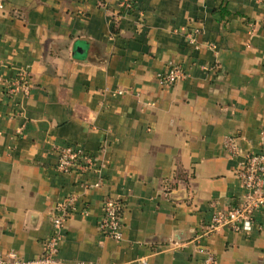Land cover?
Wrapping results in <instances>:
<instances>
[{
  "label": "crops",
  "instance_id": "crops-1",
  "mask_svg": "<svg viewBox=\"0 0 264 264\" xmlns=\"http://www.w3.org/2000/svg\"><path fill=\"white\" fill-rule=\"evenodd\" d=\"M131 2L3 0L0 253L39 259L52 210L76 196L65 262L203 264L201 247L216 264H264V210L251 233L225 228L194 241L216 209L240 203L236 171L259 150L264 3ZM169 64L187 74L171 87L159 81ZM21 69L27 98L8 93ZM227 137L240 155L225 151ZM70 146L97 157L98 170L59 172L58 149ZM106 198L122 205L121 241L98 229Z\"/></svg>",
  "mask_w": 264,
  "mask_h": 264
},
{
  "label": "built area",
  "instance_id": "built-area-1",
  "mask_svg": "<svg viewBox=\"0 0 264 264\" xmlns=\"http://www.w3.org/2000/svg\"><path fill=\"white\" fill-rule=\"evenodd\" d=\"M257 3H264V0H256ZM123 8H132L131 0H121ZM0 9H4L3 0H0ZM193 42V39H191ZM3 63L0 59V69ZM187 74L180 65L169 64L164 73L159 75V81L166 86H174L185 80ZM31 78L27 69L19 70L15 79L8 87L9 95L20 94L22 97H29L31 94ZM116 95H123V91H116ZM223 147L231 156L241 154L237 138L227 137ZM59 162L57 170L63 174L73 171L87 172L98 168L100 160L88 154L83 147H61L58 149ZM246 163L237 169L236 175L242 183L245 194L238 205L229 209H216L211 217L210 224L195 238L197 245L200 240L220 229H231L237 233L248 234L256 227V215L264 210V130L260 136L259 150L249 152L246 156ZM98 170V169H97ZM102 182L94 187H101ZM77 203L76 196H69L60 201L50 214L52 233L44 243L43 255L34 261H26L17 253L10 252L6 255L0 253V264H87L84 262H65L58 258L60 245L64 240V230L67 226L71 213L75 210ZM98 229L105 237L115 241L123 239V217L122 205L119 201L106 198L103 202L102 217ZM173 248L182 247L178 242H171ZM199 253L203 255V264H216L215 255L207 249L199 247ZM147 264L146 259L141 260Z\"/></svg>",
  "mask_w": 264,
  "mask_h": 264
}]
</instances>
